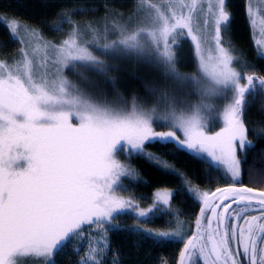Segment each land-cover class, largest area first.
<instances>
[{
  "label": "snow or ice",
  "instance_id": "snow-or-ice-1",
  "mask_svg": "<svg viewBox=\"0 0 264 264\" xmlns=\"http://www.w3.org/2000/svg\"><path fill=\"white\" fill-rule=\"evenodd\" d=\"M245 14L257 55L264 58V5L245 0ZM0 23L21 44L11 62L0 59V264L29 259L56 264V255L77 239L87 241L78 264H103L112 231L157 243L179 240L183 249L177 264H197V257L200 264H264V190L239 183L246 153L255 148L244 118L248 97L264 95V76L254 68L249 74L252 66L225 39L232 23L227 0H137V12L128 21L113 18L99 27H84L63 16L52 30L59 32L64 24L70 29L58 43L44 40L17 19L0 17ZM182 39L194 46L195 73H181L177 67L176 47ZM131 56L178 84H191L198 101L187 103L167 90L157 96L146 84L154 105L118 94L110 102L95 98L66 75L84 78L79 68L106 75L108 64L101 57ZM216 99L226 103H209ZM213 113L222 123L215 132L209 130ZM154 125L168 130L157 131ZM157 143L172 144L217 169L223 166L239 183L215 192L183 188L202 202L190 236L179 228L141 226L171 211L175 192L155 191L147 208L118 194L127 190L122 178L140 179L118 159L120 154L146 159L182 179L174 167L145 150ZM182 184L189 182L182 179ZM123 215H131L136 224L121 228L118 218Z\"/></svg>",
  "mask_w": 264,
  "mask_h": 264
},
{
  "label": "trees",
  "instance_id": "trees-1",
  "mask_svg": "<svg viewBox=\"0 0 264 264\" xmlns=\"http://www.w3.org/2000/svg\"><path fill=\"white\" fill-rule=\"evenodd\" d=\"M159 1V0H152ZM228 8L232 14L230 30L225 33V39L230 41L235 48L237 55L247 65L249 74L252 68L258 75L264 76V58L259 57L254 47L253 35L249 29V23L245 14V0H227ZM137 0H0V17L4 20L17 19L21 24L30 29L39 31L43 39L58 43L70 29V25L64 24L59 32L53 31V27L63 16L70 15L72 20L84 27L89 24L99 27L113 18L121 22L128 21V18L136 13ZM21 44L15 42L10 37V32L4 23H0V59L9 62L17 57ZM192 42L190 39H182L176 47V57L178 69L184 72L195 71L193 60ZM130 59L134 58H105L108 64L107 74L109 80H104L101 76L86 68H79L84 78L71 72L70 78L76 84L82 85L89 78L94 82L95 93L106 90L108 97H115L117 94L131 101L133 96L139 98L142 103L153 101L145 91V85L152 87L161 85L163 79L162 70L152 64L145 62L136 63ZM135 62V63H133ZM236 67L239 69L240 65ZM115 80V90L112 81ZM169 80L168 82H170ZM167 82V81H163ZM165 84V83H164ZM83 89V88H81ZM161 90V89H158ZM165 90V87H162ZM113 91V93H112ZM192 92V91H191ZM102 93H104L102 91ZM261 96V94H260ZM97 99H100L97 97ZM253 102L246 108L245 122L249 128L248 139L255 145L254 150L247 151V160L242 165L243 182L245 178L261 179L264 175L255 176L252 174V167L264 169V133L259 130L264 128V111L261 109L262 98L258 96L251 99ZM169 166L175 168L176 172L182 174V179L189 182V185L182 184L180 176L163 171L160 167L154 166L146 159L132 157L126 159L123 154L119 158L134 168L140 175V179L132 180L129 177L122 178V183L126 191H119V195L132 198L140 204L142 208H147L152 204V197L155 191L170 189L176 194L170 201L171 211L165 214H156L147 224L141 225L145 229L153 231H175L178 228L184 236H190L193 231L191 225L197 218L201 201L183 190L186 186L197 188L200 191L214 192L217 188H223L232 183V179L219 167L210 166L205 160L196 158L188 151H177L172 144L162 146L160 144H147L145 147ZM121 228H131L136 221L131 215H123L118 218ZM109 257L107 263L103 264H163L169 260L171 264H176L182 243L179 240H170L157 243L153 239L133 234L129 231H112L108 234ZM115 253L116 255H113ZM78 255L66 248L55 257L56 264H78Z\"/></svg>",
  "mask_w": 264,
  "mask_h": 264
},
{
  "label": "rangeland",
  "instance_id": "rangeland-1",
  "mask_svg": "<svg viewBox=\"0 0 264 264\" xmlns=\"http://www.w3.org/2000/svg\"><path fill=\"white\" fill-rule=\"evenodd\" d=\"M153 3H160V0L159 1H154ZM256 3L258 5H264V0H256ZM136 12H137V9H136ZM131 23L133 25H135L137 23V21L136 20H133V21H131ZM110 38H115V37L112 36ZM33 46H35V42L34 41H32V42L29 43V51H31V48ZM192 49H193V54H194L193 60L195 62V64H194V67H195L194 70L195 71L188 72V73L187 72H184L185 74H192V73H195L197 71L196 56H195V53H194V46H193V44H192ZM131 57L134 58L136 61L134 59H130V60L135 61L136 63H139L141 61V60H138L134 56H131ZM131 57H126V58H131ZM101 58L105 60L106 57H101ZM135 62H133V63H135ZM141 62H143V61H141ZM147 64H149V63H147ZM177 66H178V64H177ZM66 75H68V73H66ZM101 77L104 80H106V81L110 79V77H109L108 74L103 75ZM86 79L88 81L87 82L84 81L83 86L82 85H79V84H77V86L80 87V88H83V90H85L86 92L92 94L95 98H97V97H99V98L104 97V98H106L110 102L111 101H114L116 99L115 97H108V94L105 93V92H107L106 90H102L104 93H102L101 90L99 91L100 93H95L96 90L94 89V86H95L94 85V82H91V80H89V78H86ZM163 79H164L163 81H167V82H163V81L160 82V83H162L161 85H163V86H160V87L159 86H156V87H154L157 90V96L160 95V93L162 91V87H165V90L168 91V93H169L170 96L171 95H175L179 100L185 101L187 103H192V104H194V103H196L198 101L199 97L195 94V89L193 88V86L191 84H178V83H176V82H174L172 80L170 82H168L170 79L166 78L164 75H163ZM158 89H161V90H158ZM112 93H113V91H112ZM258 96H260V94H257L255 96V98H257ZM255 98L249 96L248 97L249 102L251 101V99H255ZM152 100L153 101L149 102V104L147 103L149 106H152V105H154L156 103V99L155 98H152ZM209 103H212V104H215V105H217L219 107H222L223 104L226 103V101H224L223 99H216V100H213V101H209ZM208 119H209V130L211 132L218 131L219 128H220V126H222V123L221 122H216V120H215V113H213L212 116H210ZM154 127H156V130L157 131H167L168 130L167 128L159 127V126H155V125H154ZM177 135H181V134L180 133H177ZM263 158H264V151H263ZM118 159L121 160L119 158V156H118ZM121 162H123V161L121 160ZM123 163H125V162H123ZM220 168L226 173V171L224 170L223 166H220ZM252 174H254L256 177L257 176L260 177V176L264 175V169H258V168L252 167ZM227 176H230V175L227 174ZM251 181L253 183H256V184H263L264 185V181L261 180V179H251ZM161 190H163V189H161ZM168 190H170V189H168ZM125 198H127V197H125ZM199 214H200V212H199ZM199 214H198V216H199ZM196 219L194 220L193 224L190 227L193 232L195 231V221H196ZM91 231L93 233H95V229H92ZM85 235H87V233ZM107 237H108V235H107ZM97 238H99V237H97ZM108 242H109V238H108ZM86 243H87V241H80V240L77 239L76 241L73 242V244L70 247H68V249L69 250L71 249V252H74L76 255H78L80 257V256H82L84 254L85 251H87ZM182 246H183V243H182ZM77 247L80 249V251L78 253L74 251V249L77 248ZM109 256L110 255H109V251H108L107 254L104 257L103 263H105V262L107 263L108 259H110ZM79 257H78V261H79ZM25 264H42V261L41 260L29 259V260H27L25 262ZM163 264H171V263L169 262V260H167ZM197 264H200V261H199V258L198 257H197Z\"/></svg>",
  "mask_w": 264,
  "mask_h": 264
},
{
  "label": "flooded vegetation",
  "instance_id": "flooded-vegetation-1",
  "mask_svg": "<svg viewBox=\"0 0 264 264\" xmlns=\"http://www.w3.org/2000/svg\"><path fill=\"white\" fill-rule=\"evenodd\" d=\"M259 97H261L262 98V102H263V104L262 105H264V95H261V96H259ZM258 98V97H257ZM256 99V98H255ZM253 100V99H252ZM253 102L252 101H250V107H251V104H252ZM262 105H261V109L264 111V107H262ZM242 173H243V171H242ZM243 177L241 176V178H240V182L239 183H242L244 186H247V187H251V188H253V189H256L257 191H260V190H264V185L263 184H256V183H253L252 181H251V179H249V181H248V178L246 177L245 179V182H243ZM233 183H237V186H239V183L238 182H236V181H232V183L231 184H233ZM229 186V185H228ZM225 188V187H224ZM235 207V206H234Z\"/></svg>",
  "mask_w": 264,
  "mask_h": 264
},
{
  "label": "water",
  "instance_id": "water-1",
  "mask_svg": "<svg viewBox=\"0 0 264 264\" xmlns=\"http://www.w3.org/2000/svg\"><path fill=\"white\" fill-rule=\"evenodd\" d=\"M225 188H227V187H225ZM183 249V247L181 248V250ZM181 250H180V252H181ZM180 254V253H179ZM178 260H179V255H178V259H177V262H178ZM177 264V263H176Z\"/></svg>",
  "mask_w": 264,
  "mask_h": 264
}]
</instances>
